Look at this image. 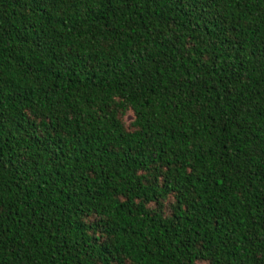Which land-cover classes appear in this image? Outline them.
<instances>
[{"label":"trees","instance_id":"16d2710c","mask_svg":"<svg viewBox=\"0 0 264 264\" xmlns=\"http://www.w3.org/2000/svg\"><path fill=\"white\" fill-rule=\"evenodd\" d=\"M0 264H264V0H0Z\"/></svg>","mask_w":264,"mask_h":264},{"label":"rangeland","instance_id":"374dc122","mask_svg":"<svg viewBox=\"0 0 264 264\" xmlns=\"http://www.w3.org/2000/svg\"><path fill=\"white\" fill-rule=\"evenodd\" d=\"M130 121H132V115L131 114H127L124 117V122H125V124H129Z\"/></svg>","mask_w":264,"mask_h":264}]
</instances>
